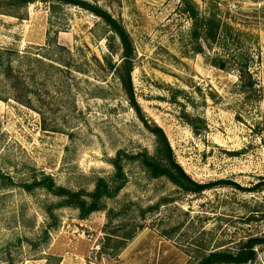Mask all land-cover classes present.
I'll list each match as a JSON object with an SVG mask.
<instances>
[{"label": "rangeland", "instance_id": "374dc122", "mask_svg": "<svg viewBox=\"0 0 264 264\" xmlns=\"http://www.w3.org/2000/svg\"><path fill=\"white\" fill-rule=\"evenodd\" d=\"M85 1L130 33L144 118L100 17L0 0V264H197L264 240V0ZM213 19L229 28L216 38ZM146 121L210 188L186 191L131 158L154 153ZM119 154L126 182L90 214L35 184L50 177L88 200L114 182ZM254 251L245 264H264V242Z\"/></svg>", "mask_w": 264, "mask_h": 264}, {"label": "trees", "instance_id": "16d2710c", "mask_svg": "<svg viewBox=\"0 0 264 264\" xmlns=\"http://www.w3.org/2000/svg\"><path fill=\"white\" fill-rule=\"evenodd\" d=\"M37 0H9V6L11 8H21L30 3H33ZM46 2H57L65 3L70 5L79 6L84 8L96 16L100 17L105 24L110 29L109 31L113 33L112 36H107L108 48L111 54L120 55L121 62L119 64H113L111 60L110 66L114 69V74L119 80L127 98L132 107L137 111L141 118L143 113L141 112L140 105L138 104L137 98L135 96L134 84H133V71H134V60H135V47L132 40V37L126 27L122 24L120 20L115 18L108 10L102 8L97 4H92L85 0H43ZM211 25V35L215 38L218 33L221 31H226L229 29L227 26H223L221 21L218 19H213ZM206 36L207 32H205ZM209 34V33H208ZM213 37V38H214ZM117 42V43H116ZM107 57H105L106 60ZM242 77H244V70H241ZM146 126L155 136V150L153 154L148 152L138 153L133 155L135 160L140 161V164L149 175L153 178L164 177L169 181L179 186L180 188L190 191V192H202L210 188L211 184H202L198 183L192 179V177L186 172L183 166L178 162L174 149L170 143V140L165 132V130L157 125H149L146 121ZM113 166L115 169L113 175V183L106 178H101L97 181L96 188L92 193H89L90 199L83 197V194L80 192H75L65 187H55L52 178H44L40 183H35L37 186H45L52 190L56 195L65 198V203L67 205H73L79 208L84 215L90 214L94 211L102 209V204L104 199L114 195L118 190L122 188L126 182V173L123 165V159L121 154H119L113 160ZM48 181H50L48 183ZM119 183V185H114ZM261 190H264V177L261 179L258 184ZM31 188V187H30ZM29 188V189H30ZM260 242H264L261 239L251 240L246 243L242 249L236 253L228 252H212L207 257L202 259L197 264H245L250 262L255 258V245Z\"/></svg>", "mask_w": 264, "mask_h": 264}]
</instances>
